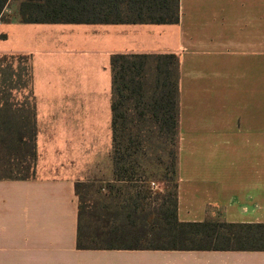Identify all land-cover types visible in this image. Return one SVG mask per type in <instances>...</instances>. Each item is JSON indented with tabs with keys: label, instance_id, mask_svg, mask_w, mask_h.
<instances>
[{
	"label": "crops",
	"instance_id": "crops-1",
	"mask_svg": "<svg viewBox=\"0 0 264 264\" xmlns=\"http://www.w3.org/2000/svg\"><path fill=\"white\" fill-rule=\"evenodd\" d=\"M16 7L0 55L32 57L38 159L34 178L0 179V264H264V252L78 248L85 184L114 181L116 54L179 57V221L221 209L228 223L264 224V0H180L175 25L22 24Z\"/></svg>",
	"mask_w": 264,
	"mask_h": 264
},
{
	"label": "trees",
	"instance_id": "trees-1",
	"mask_svg": "<svg viewBox=\"0 0 264 264\" xmlns=\"http://www.w3.org/2000/svg\"><path fill=\"white\" fill-rule=\"evenodd\" d=\"M12 4V20L22 24L180 22V0H0V21L11 20L4 11ZM111 71L114 181L99 186L106 192L99 199L80 197L78 248L264 252V224L228 223L221 209L201 223L178 219L179 57L116 54ZM15 89L28 90L33 102L18 99ZM37 132L32 57L0 55V179L35 177ZM143 177L164 182L165 191L153 195L148 186H135ZM85 185L91 193L94 186Z\"/></svg>",
	"mask_w": 264,
	"mask_h": 264
},
{
	"label": "rangeland",
	"instance_id": "rangeland-1",
	"mask_svg": "<svg viewBox=\"0 0 264 264\" xmlns=\"http://www.w3.org/2000/svg\"><path fill=\"white\" fill-rule=\"evenodd\" d=\"M17 65V63H16ZM15 65V67H16ZM13 93L17 96L18 99H22V97H26L28 99V101L30 103L33 102L32 98H28V93L29 91L28 90H25L23 92L19 91V90H14ZM72 149H71V155H79L81 154L82 152L84 153L85 151H88V149H91L92 146L91 145H84V147H73V146H70ZM108 147L109 145H94L93 146V149H94V153H96L97 155H102V156H106L104 153L108 150ZM95 160H91L89 161L88 163H91V162H94ZM112 161V160H111ZM78 163V162H76ZM79 165L77 166V169H74L73 167L71 169H67L66 171H62L63 173H67V174H70L72 173L71 171L75 170V172L79 171V167L82 171L83 169V165H81V163H78ZM17 171V170H16ZM31 171V170H30ZM3 172V171H1ZM18 172V171H17ZM19 174H22V175H26L24 172H18ZM24 173V174H23ZM31 174H34L33 176H36L37 174V170L35 169V171H31L30 172ZM9 175V174H7ZM28 175V174H27ZM95 184H93L94 186V189L91 191V193H87V198L90 199V200H95V199H99L101 196L104 195V193L106 192H103V191H100L99 188L104 186L102 183H98L96 181H94ZM153 183L155 184V186H153ZM102 185V186H101ZM100 186V187H99ZM135 186H140V187H145V186H148V189L153 193V195L157 194V193H162L165 191V184L164 182H160L156 179H151V180H148L146 177H143L141 178L140 180H138V182H136V185ZM99 187V188H98ZM99 191V192H98ZM142 192V197H146V193L145 191L141 190ZM144 192V193H143ZM147 192V190H146ZM124 193H127V191H125ZM129 197V195L127 196V198ZM148 197V196H147ZM153 198L155 196H152ZM149 199V198H148ZM150 201V200H149ZM149 201L147 202V200H144V203H149Z\"/></svg>",
	"mask_w": 264,
	"mask_h": 264
},
{
	"label": "built area",
	"instance_id": "built-area-1",
	"mask_svg": "<svg viewBox=\"0 0 264 264\" xmlns=\"http://www.w3.org/2000/svg\"><path fill=\"white\" fill-rule=\"evenodd\" d=\"M153 186H155V184L153 183Z\"/></svg>",
	"mask_w": 264,
	"mask_h": 264
}]
</instances>
